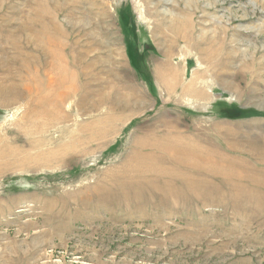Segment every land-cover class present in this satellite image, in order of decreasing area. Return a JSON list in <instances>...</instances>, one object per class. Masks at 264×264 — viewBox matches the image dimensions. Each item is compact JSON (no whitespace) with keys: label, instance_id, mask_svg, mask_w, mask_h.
Masks as SVG:
<instances>
[{"label":"rangeland","instance_id":"374dc122","mask_svg":"<svg viewBox=\"0 0 264 264\" xmlns=\"http://www.w3.org/2000/svg\"><path fill=\"white\" fill-rule=\"evenodd\" d=\"M97 1L0 0V264H264V0Z\"/></svg>","mask_w":264,"mask_h":264},{"label":"bare ground","instance_id":"6f19581e","mask_svg":"<svg viewBox=\"0 0 264 264\" xmlns=\"http://www.w3.org/2000/svg\"><path fill=\"white\" fill-rule=\"evenodd\" d=\"M76 1H77V4H78V3H80L81 0H76ZM87 1H89V4H90L91 7H93V6L97 7V5L99 4V3H97L98 2L97 0H87ZM158 1L166 2V3L169 2L167 0H158ZM152 6H153V4H152ZM193 8L195 10L196 7H193ZM73 9H74V7H73V5H71V7L69 8V11H73ZM160 13H162L161 15H163V16H166L168 14L166 9L160 11ZM64 23L66 24L65 20H64ZM67 24H68V26L70 25V22H69L68 19H67ZM51 45H53L57 49V52L60 53V51L58 50L59 48H57L60 45L55 44V43H52ZM59 53H56V58H58L59 61H60L61 58H60ZM59 65H60L59 68H57L56 70L54 68L49 70L50 73L49 74L47 73L45 84L33 81L30 85H28L25 88L27 90V93H29V95L34 99V101H36V104H37V107H38V109H36V112H37L38 116L39 115L48 116L49 115V112H48L49 108H51L54 104H56V106H58V108H59L63 104V102L66 99H68L69 97H71V95L74 93L73 84L69 83L70 80H69V78L67 79L66 73L63 70L62 65L61 64H59ZM159 77L164 78L165 74L161 71ZM165 79H166V77H165ZM190 86L193 87V86H195V84L191 83ZM43 90L49 91L50 93L46 94L45 92H43ZM192 91H193V89H192ZM193 92L195 94L201 93V91H199V90H198V92L196 90L193 91ZM52 96L56 97V99L54 101H53V97ZM69 104H68V106H70ZM64 107H65V104H64ZM52 115H53V112L51 111L50 112V118H51ZM55 117H56V115H55Z\"/></svg>","mask_w":264,"mask_h":264},{"label":"trees","instance_id":"16d2710c","mask_svg":"<svg viewBox=\"0 0 264 264\" xmlns=\"http://www.w3.org/2000/svg\"><path fill=\"white\" fill-rule=\"evenodd\" d=\"M127 14V13H126ZM125 14V12H123V10H121L120 12H119V15L118 16H120L121 17V19H122V21L124 22V21H126V26L127 25H129L130 23H132L131 21H132V18H130V16L129 15H126ZM132 58H134L133 56H132ZM234 118H237V117H234Z\"/></svg>","mask_w":264,"mask_h":264}]
</instances>
